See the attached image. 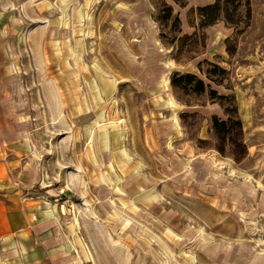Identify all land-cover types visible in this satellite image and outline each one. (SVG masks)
Instances as JSON below:
<instances>
[{
  "label": "rangeland",
  "instance_id": "obj_1",
  "mask_svg": "<svg viewBox=\"0 0 264 264\" xmlns=\"http://www.w3.org/2000/svg\"><path fill=\"white\" fill-rule=\"evenodd\" d=\"M3 1L17 100L35 106L37 193L62 212L60 264H264V0L206 29L199 9L216 0ZM175 73L236 96L244 160L216 150L223 108L175 90ZM163 134L197 155L162 152Z\"/></svg>",
  "mask_w": 264,
  "mask_h": 264
},
{
  "label": "crops",
  "instance_id": "obj_2",
  "mask_svg": "<svg viewBox=\"0 0 264 264\" xmlns=\"http://www.w3.org/2000/svg\"><path fill=\"white\" fill-rule=\"evenodd\" d=\"M9 7L0 0V10ZM5 26L10 29L13 25H0V264H60L66 255L62 212L37 193L38 185L40 191L45 188L40 184L39 156L26 141L38 134L25 130L35 106L26 108V103L17 100L25 88L16 82L18 64L10 59H15L14 53L10 55L3 47L1 28ZM29 37L33 41V36ZM40 58L46 59L45 51L40 52ZM35 119L34 114L29 123ZM167 135L155 136L162 152L169 149L167 153L186 161L192 158L190 153L197 155L193 143L169 146ZM177 160L173 159L174 165Z\"/></svg>",
  "mask_w": 264,
  "mask_h": 264
},
{
  "label": "trees",
  "instance_id": "obj_3",
  "mask_svg": "<svg viewBox=\"0 0 264 264\" xmlns=\"http://www.w3.org/2000/svg\"><path fill=\"white\" fill-rule=\"evenodd\" d=\"M181 1V0H175ZM243 0H216L212 5L200 8L201 23L199 28L206 29L216 24L222 16L225 19L230 18V7L242 5ZM237 3V4H236ZM176 21H179L177 18ZM228 21V20H227ZM188 36L179 38V41H184ZM221 70V69H220ZM225 70L222 69V72ZM214 71H208L207 77L212 80ZM171 85L175 90H181L186 95H204L208 94L210 100L218 103L224 110L226 119L223 120L218 116L212 117V130L217 139L216 150L221 154H229L236 162H241L247 155V145L244 140L243 122L239 114V107L234 94L219 95L218 91L212 89L202 79L194 73H175L171 79ZM193 117L194 114L182 113L181 119L185 121L188 117ZM206 141L199 140V144H204Z\"/></svg>",
  "mask_w": 264,
  "mask_h": 264
}]
</instances>
